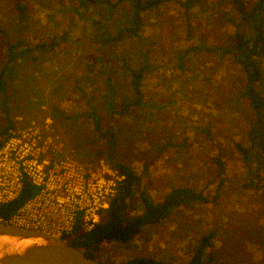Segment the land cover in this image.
Instances as JSON below:
<instances>
[{
  "label": "rangeland",
  "instance_id": "374dc122",
  "mask_svg": "<svg viewBox=\"0 0 264 264\" xmlns=\"http://www.w3.org/2000/svg\"><path fill=\"white\" fill-rule=\"evenodd\" d=\"M22 1L25 20L17 0H0V71L8 37L25 46L58 45L18 59L7 90L0 89V130L10 115L11 137L35 140L40 159L68 158L76 172L103 176L116 163L127 164L155 200L179 186L211 199L176 210L129 245H102L101 259L187 264L201 237L213 231L216 257L209 264H264V191L246 186L247 165L236 149L238 142L249 144L255 119L242 95L246 75L231 54L202 47L231 44L239 22L232 4L201 0L188 16L178 1L166 2L143 12L140 36L104 43L105 30L115 35L131 23L130 0L114 8L118 0ZM145 56L144 104L112 119L118 144L111 157L109 138L87 113L94 104L106 125V74L120 107L124 96H133L127 64L138 66ZM141 208L138 201L135 211Z\"/></svg>",
  "mask_w": 264,
  "mask_h": 264
},
{
  "label": "trees",
  "instance_id": "16d2710c",
  "mask_svg": "<svg viewBox=\"0 0 264 264\" xmlns=\"http://www.w3.org/2000/svg\"><path fill=\"white\" fill-rule=\"evenodd\" d=\"M101 3L104 0H80L81 4L87 2ZM121 1L112 2L111 7H116ZM131 23L118 29L117 34L111 35L105 30L104 43L121 40L126 35L140 36L144 27L143 12L150 8H159L160 5L173 0H130ZM185 9L189 16L194 5L201 0H175ZM225 1V0H220ZM235 8L239 22L234 32L231 44L224 47L202 46L209 51L220 50L231 54L235 61L242 67L246 75V85L242 93L249 99L255 119L249 132V144L242 142L236 144V149L241 153L247 165L248 181L246 186L264 191V0H227ZM16 7L22 20L26 19L27 4L17 0ZM244 24L247 27H244ZM58 45L57 40L51 42H37L33 46H25L22 40L13 41L9 37L6 42V61L0 71V89L4 92L8 88V77L13 74L14 65L21 57L29 54L34 49L48 50ZM147 56L141 64L132 66L127 64L133 96H124L122 104L118 107L115 99L112 77L107 73L106 85L110 91L105 99L107 123L104 125V115L94 104L87 113L92 117L100 136L108 137L110 156L114 155L118 144L117 133L111 123L116 114L124 113L130 107L141 106L143 101V80L148 72ZM93 102V101H92ZM91 102V103H92ZM5 107L7 103L5 102ZM9 108V107H8ZM9 112V110H7ZM14 119L10 115L5 118V124L0 130V149L12 135ZM115 168L124 176L119 182L117 193L110 201L108 208L101 212L100 220L92 229L85 231L81 226L69 234L62 235L73 246L81 249L88 256L103 261L99 256L102 245L109 243H132L147 227L154 226L166 220L176 210L197 204L210 202V197L202 190L192 187L179 186L171 189L161 200H155L149 192L141 187L142 179L137 171L127 164L116 163ZM222 171V170H221ZM222 182V180H221ZM39 188L28 177L24 178L22 189L18 196L11 201L0 204V220L10 222L29 199L36 195ZM140 201L141 212L135 211V204ZM215 233L210 231L198 241L191 259L187 264H209L215 259L210 248L214 247ZM164 264L152 257H139L130 261L114 264Z\"/></svg>",
  "mask_w": 264,
  "mask_h": 264
},
{
  "label": "built area",
  "instance_id": "2783aa9c",
  "mask_svg": "<svg viewBox=\"0 0 264 264\" xmlns=\"http://www.w3.org/2000/svg\"><path fill=\"white\" fill-rule=\"evenodd\" d=\"M34 141L10 137L0 149V204L18 196L25 177L39 188L8 223L59 236L71 233L77 225L85 231L92 229L124 176L116 168L103 176L76 172L68 158L40 159Z\"/></svg>",
  "mask_w": 264,
  "mask_h": 264
},
{
  "label": "water",
  "instance_id": "95a60500",
  "mask_svg": "<svg viewBox=\"0 0 264 264\" xmlns=\"http://www.w3.org/2000/svg\"><path fill=\"white\" fill-rule=\"evenodd\" d=\"M0 264H114L85 254L62 236L0 220ZM136 264V263H124Z\"/></svg>",
  "mask_w": 264,
  "mask_h": 264
}]
</instances>
